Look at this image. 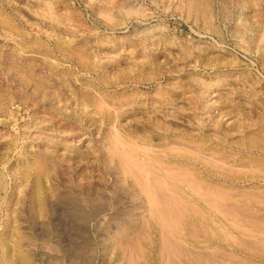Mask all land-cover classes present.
Instances as JSON below:
<instances>
[{
  "label": "rangeland",
  "instance_id": "obj_1",
  "mask_svg": "<svg viewBox=\"0 0 264 264\" xmlns=\"http://www.w3.org/2000/svg\"><path fill=\"white\" fill-rule=\"evenodd\" d=\"M128 263L264 264V0H0V264Z\"/></svg>",
  "mask_w": 264,
  "mask_h": 264
},
{
  "label": "bare ground",
  "instance_id": "obj_2",
  "mask_svg": "<svg viewBox=\"0 0 264 264\" xmlns=\"http://www.w3.org/2000/svg\"><path fill=\"white\" fill-rule=\"evenodd\" d=\"M158 152V151H157ZM125 155V154H124ZM206 156V155H205ZM259 156V155H258ZM209 157V156H208ZM212 157H213V155H212ZM209 158H211V157H209ZM206 159V158H205ZM213 159V158H212ZM193 160H196V159H193ZM215 160H216V158H215ZM184 161V160H183ZM197 161V160H196ZM217 161V160H216ZM185 162H186V160H185ZM189 162V161H188ZM138 163H140L139 161L137 162V164ZM246 163V162H245ZM213 164V163H212ZM167 165V164H166ZM200 165V164H199ZM202 166V165H201ZM242 166H245V165H242ZM218 167V166H217ZM222 167V166H221ZM220 167V168H221ZM246 167V166H245ZM168 168V167H167ZM171 168H173V167H171ZM142 169H143V167H142ZM145 169V168H144ZM174 169V168H173ZM177 169V168H176ZM235 170V169H234ZM256 170V169H255ZM252 171H254V170H252ZM149 172V171H148ZM153 172V171H152ZM151 173V172H150ZM171 173V172H170ZM149 174V173H148ZM152 174V173H151ZM217 174V173H216ZM200 175V174H199ZM199 175H198V177H199ZM145 176V175H144ZM150 176V175H149ZM148 176V177H149ZM181 177V176H180ZM184 177V176H183ZM216 177V176H215ZM219 177H220V175H219ZM137 178V177H136ZM143 178V177H142ZM153 178V177H152ZM176 178V177H175ZM145 179V178H144ZM146 179H147V176H146ZM172 179V178H171ZM216 179V178H215ZM136 180V179H135ZM152 180V179H151ZM164 180V179H163ZM162 180V181H163ZM173 180H174V178H173ZM180 180V178H178V181ZM244 180H245V178H244ZM140 181H141V179H140ZM139 181V182H140ZM142 181H144L143 179H142ZM146 181V180H145ZM148 181V180H147ZM146 181V182H147ZM155 181H157V180H155ZM165 181V180H164ZM164 181L162 182V185H165L164 184ZM236 181V180H235ZM139 182H138V184H139ZM150 182V181H149ZM149 182H147L146 184H148ZM185 182V181H184ZM239 182V181H238ZM245 182V181H244ZM137 183V182H136ZM142 183V182H141ZM144 183V182H143ZM231 183H232V181H231ZM235 183V182H234ZM146 184H144V185H146ZM151 184V183H150ZM160 184H161V182H160ZM179 184V183H178ZM187 184H188V181H187ZM140 185V184H139ZM149 185V184H148ZM157 185V184H156ZM182 185V184H181ZM151 186V185H150ZM157 186H159V185H157ZM161 186V185H160ZM183 186V185H182ZM153 187V186H152ZM186 187V186H185ZM143 188V187H142ZM160 188V187H159ZM159 188H157V189H159ZM187 188V187H186ZM145 189V188H144ZM154 189H155V187H154ZM153 188H152V190H154ZM141 190V189H140ZM146 191H145V195H146V198H147V200L146 201H148V203L147 204H149V206H150V208L151 209H153V210H155L156 211V218H155V221L159 224V225H163L167 220L165 219L166 217H165V215H167L168 213H170V212H168L167 214H165L166 213V206L164 205V203L166 202H163V200H165L164 199V197H163V199H159V197H160V195L164 192H160V195H159V197L157 198L156 197V194L154 195L153 193H152V191L148 188H146L145 189ZM162 190H163V188H162ZM142 193H143V191H141ZM154 192H155V190H154ZM157 192V191H156ZM195 192V191H194ZM203 192V190L201 191V193ZM158 193V192H157ZM189 193V192H188ZM198 193V192H197ZM197 193H196V195H197ZM192 194V193H191ZM158 195V194H157ZM167 195V194H166ZM216 195V194H215ZM162 196V195H161ZM202 196V195H201ZM224 196V195H223ZM171 198V197H170ZM173 198H175L174 197V195H173ZM202 198V197H201ZM162 200V201H161ZM170 200V199H169ZM169 200H167V201H169ZM180 200V199H179ZM221 200V199H220ZM145 201V200H144ZM174 201V200H173ZM172 201V202H173ZM202 201H204V199H202ZM210 201V200H209ZM222 201V200H221ZM211 202V201H210ZM216 202V201H215ZM219 202V201H218ZM176 203V202H175ZM187 203V202H186ZM198 203H200V202H198ZM221 203V202H220ZM235 203V202H234ZM144 204H145V202H144ZM143 204V205H144ZM213 204H215V203H213ZM168 205V204H167ZM183 205H185V203L183 204ZM220 205V204H219ZM173 206V205H172ZM175 206H177V205H175ZM215 206L216 205H214V208H215ZM173 208H174V206H173ZM181 208V207H180ZM187 208V207H186ZM172 209V208H171ZM183 209V208H182ZM197 209V208H196ZM217 209V208H216ZM4 210V209H3ZM170 210V209H169ZM194 210V209H193ZM215 210V209H214ZM232 210V209H231ZM154 211V212H155ZM195 211V210H194ZM216 211V210H215ZM153 212V213H154ZM193 212V211H192ZM198 213V212H197ZM215 213V212H214ZM230 213V212H229ZM240 213V212H239ZM151 214V213H150ZM193 214V213H192ZM196 214V213H195ZM231 214H233V213H231ZM230 214V215H231ZM212 215V214H211ZM238 215V214H237ZM243 215V214H242ZM169 216V215H168ZM167 216V217H168ZM181 215H179V217H180ZM181 217H183V216H181ZM246 217V216H245ZM253 217H255V218H257L256 216H253ZM230 218V217H229ZM262 218V217H261ZM180 219V218H179ZM178 220V219H177ZM181 220V219H180ZM188 220H190V219H188ZM203 220V219H202ZM255 220V219H254ZM260 220V219H259ZM171 221V220H170ZM184 221V220H183ZM182 221V222H183ZM187 220H185V222H186ZM234 223H232V224H235V226H236V228H239V229H242V231H244V232H246V231H248L246 228H244V227H242L239 223H240V220L239 219H237V218H235L234 220ZM256 221V220H255ZM181 222V221H180ZM188 222V221H187ZM231 222V221H230ZM189 223V222H188ZM255 223H257V221L255 222ZM5 224V223H4ZM183 225H184V223H182ZM186 224V223H185ZM198 224H199V222H198ZM249 224V223H248ZM260 224V223H259ZM189 225V224H188ZM230 225V224H229ZM252 225V224H251ZM253 225H255V226H258V224H253ZM164 226V225H163ZM170 226V225H169ZM185 226H187V225H185ZM224 226V225H223ZM241 226V227H240ZM160 227V226H159ZM196 227H197V225H196ZM204 227V226H203ZM213 227V226H212ZM234 227V226H233ZM172 228V227H171ZM171 228H168L169 230L171 229ZM183 228H185V227H183ZM192 228V227H191ZM195 228V227H194ZM247 228H249V227H247ZM162 229V228H161ZM167 229V228H166ZM173 229H176V227L175 228H173ZM218 229V228H217ZM225 229H226V227H225ZM232 229V228H231ZM187 230V229H186ZM190 230V229H189ZM194 230V229H193ZM213 230H214V228H213ZM220 230V229H219ZM239 231V230H238ZM164 233V232H163ZM190 233V232H189ZM196 233V232H195ZM242 233V232H241ZM251 233V232H250ZM235 235V234H234ZM190 237H191V235H189ZM243 236V235H242ZM171 237V236H170ZM235 237H237V236H235ZM197 238V237H196ZM164 239V238H163ZM245 239V238H244ZM254 239V238H253ZM241 240V239H240ZM251 240V239H250ZM156 241V240H155ZM178 241V240H177ZM234 241H236V240H234ZM213 242V241H212ZM219 243V242H218ZM217 243V244H218ZM167 244V243H166ZM181 244V243H180ZM179 244V245H180ZM189 244V243H188ZM204 244V243H203ZM236 244H237V242H236ZM158 245V244H157ZM240 245V244H239ZM164 246H165V244H164ZM185 247H186V245H184ZM203 246V245H202ZM205 246V245H204ZM211 246V245H210ZM215 246V245H214ZM250 246V245H249ZM259 246V245H258ZM181 247V248H180ZM179 248H180V251H182V249H184V248H182V246H180ZM251 248H252V246H250ZM254 247V246H253ZM138 248H139V246H138ZM248 248V247H247ZM178 249V248H177ZM250 249V248H249ZM155 250V249H154ZM162 250V249H161ZM176 250V249H175ZM174 250V251H175ZM128 251V250H127ZM137 252H138V250H136ZM152 251V250H151ZM178 251V250H177ZM185 251V250H184ZM188 251V250H187ZM257 251V250H256ZM261 251V250H260ZM154 252V251H153ZM202 252V251H201ZM130 253V252H129ZM132 253V252H131ZM168 253V252H167ZM135 254H136V252H135ZM150 254V253H149ZM160 254H161V252H160ZM170 254V253H169ZM168 254V255H169ZM196 254V253H195ZM138 255H139V253H138ZM137 255V256H138ZM151 255V254H150ZM162 255V254H161ZM131 256V255H130ZM161 257V256H160ZM184 257V256H183ZM255 257V256H254ZM134 258V257H133ZM193 258V257H192ZM224 258V257H223ZM142 259V258H141ZM170 259H173V258H170ZM197 259V258H196ZM233 259V258H232ZM117 260V259H116ZM130 260V259H129ZM182 260V259H181ZM238 260V259H237ZM188 261H190V259H188ZM28 262V261H27ZM170 262V261H169ZM191 262V261H190ZM214 262V261H213ZM212 262V263H213ZM220 262H222V261H220ZM133 263V262H132ZM209 263H210V261H209ZM129 264V263H128ZM168 264V263H167ZM177 264V263H176ZM191 264V263H190ZM198 264V263H197ZM203 264H205V263H203ZM221 264V263H220Z\"/></svg>",
  "mask_w": 264,
  "mask_h": 264
}]
</instances>
